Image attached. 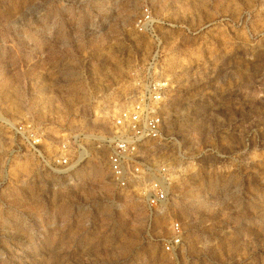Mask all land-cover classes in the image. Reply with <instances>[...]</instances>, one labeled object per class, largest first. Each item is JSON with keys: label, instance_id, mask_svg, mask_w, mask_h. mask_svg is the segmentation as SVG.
<instances>
[{"label": "rangeland", "instance_id": "rangeland-1", "mask_svg": "<svg viewBox=\"0 0 264 264\" xmlns=\"http://www.w3.org/2000/svg\"><path fill=\"white\" fill-rule=\"evenodd\" d=\"M156 49L182 141L171 253L101 152L55 175L1 122L109 130ZM0 264H264V0H0Z\"/></svg>", "mask_w": 264, "mask_h": 264}, {"label": "built area", "instance_id": "built-area-1", "mask_svg": "<svg viewBox=\"0 0 264 264\" xmlns=\"http://www.w3.org/2000/svg\"><path fill=\"white\" fill-rule=\"evenodd\" d=\"M152 24L146 12L136 28L147 33ZM161 55L156 49L132 78L124 95L125 105L112 117L109 130L98 134L71 129L49 131L28 117L1 122L9 126L12 138L20 141L43 170L55 175H67L90 159L94 149L103 153L109 182L141 202L149 226L158 215L167 217L169 235L161 247L171 253L186 238L182 221L167 214L172 208L170 192L181 176L178 160L182 157V141L169 130L170 80Z\"/></svg>", "mask_w": 264, "mask_h": 264}, {"label": "bare ground", "instance_id": "bare-ground-1", "mask_svg": "<svg viewBox=\"0 0 264 264\" xmlns=\"http://www.w3.org/2000/svg\"><path fill=\"white\" fill-rule=\"evenodd\" d=\"M124 105H125V103H124ZM124 105H123V106H124ZM123 106H122V107H123ZM100 157H101V158H100L99 160L105 162V159L103 158V157H104V156H103V153H101ZM99 164H100V163H99ZM105 164H106V162H105ZM105 167H106V170H107V166H105Z\"/></svg>", "mask_w": 264, "mask_h": 264}]
</instances>
